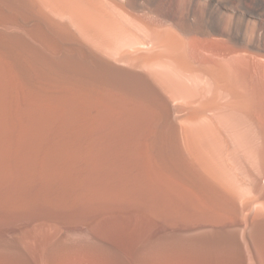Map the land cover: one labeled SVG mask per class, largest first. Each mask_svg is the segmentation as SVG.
<instances>
[{
	"label": "bare ground",
	"instance_id": "1",
	"mask_svg": "<svg viewBox=\"0 0 264 264\" xmlns=\"http://www.w3.org/2000/svg\"><path fill=\"white\" fill-rule=\"evenodd\" d=\"M0 264H264V0H0Z\"/></svg>",
	"mask_w": 264,
	"mask_h": 264
}]
</instances>
